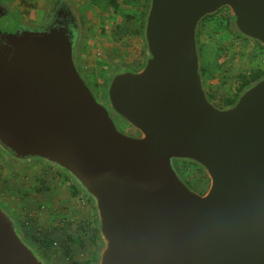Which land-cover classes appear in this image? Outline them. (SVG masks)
Wrapping results in <instances>:
<instances>
[{
	"label": "water",
	"instance_id": "obj_1",
	"mask_svg": "<svg viewBox=\"0 0 264 264\" xmlns=\"http://www.w3.org/2000/svg\"><path fill=\"white\" fill-rule=\"evenodd\" d=\"M47 2L46 24L0 30V151L63 171L88 197L96 264H264V75L216 106L198 40L226 9L234 35L264 50V0H150L144 63L114 74L101 101L79 70V7ZM176 163L203 172L205 194ZM0 264H50L1 207Z\"/></svg>",
	"mask_w": 264,
	"mask_h": 264
},
{
	"label": "rangeland",
	"instance_id": "obj_2",
	"mask_svg": "<svg viewBox=\"0 0 264 264\" xmlns=\"http://www.w3.org/2000/svg\"><path fill=\"white\" fill-rule=\"evenodd\" d=\"M74 1L87 26L79 49V69L93 87L101 89L104 100L103 84L110 72L123 67L124 72L138 70L144 63L138 31L150 0H116V11L107 0ZM0 2L13 6L7 7L9 13L0 20V30L9 33L18 27L20 17L39 22L45 11V0ZM232 23L229 11L223 9L204 20L199 28L204 87L218 107L235 97L243 80L264 73V50L237 38ZM120 130L131 133L123 126ZM176 168L194 191L206 193L209 181L200 169L185 163H176ZM7 197L16 204L19 230L32 245L40 248L45 240L56 242L48 252L51 264H67L63 249L69 237L83 239V248L71 245L74 260L81 264L92 260L96 254L92 238L98 233L95 210L86 195H73L69 179L39 163L15 169L0 151V199Z\"/></svg>",
	"mask_w": 264,
	"mask_h": 264
},
{
	"label": "flooded vegetation",
	"instance_id": "obj_3",
	"mask_svg": "<svg viewBox=\"0 0 264 264\" xmlns=\"http://www.w3.org/2000/svg\"><path fill=\"white\" fill-rule=\"evenodd\" d=\"M58 0H50V2H49V5L51 6V5H53L55 2H57ZM0 4H2V5H4V3L3 2H0ZM9 4L11 5V3L9 2ZM51 10H49V12H48V2H47V0H45V11H44V13H43V17H42V19H41V21H39V22H37V21H32V20H30V19H26V18H23V17H20L21 19H26V20H28V21H30V22H32V23H34V24H37L38 26H42V25H44V24H46V22L49 20V18L51 17V12H50ZM7 12H4V10H3V12L1 11L0 12V18L2 17H4L5 16V14H6ZM49 13H50V15H49ZM1 18V19H2ZM0 19V20H1ZM81 20H82V22H83V20H84V18H83V15L81 14V18H80ZM123 69H124V67L123 68H121V69H116V70H113L112 72H110L111 74H110V76H108L106 79H105V81H104V83L105 84H103V88H105L106 89V87H107V85L109 84V82L111 81V78H112V76L114 75V74H116V73H118V72H121V71H123ZM80 70V69H79ZM80 72H81V70H80ZM82 73V72H81ZM89 83V82H88ZM89 85H90V88L92 89V91L95 93V96H96V98L98 99V100H102L103 99V97H102V92H101V89L99 88V89H97L98 87H93L90 83H89ZM104 94V93H103ZM4 154V153H3ZM5 155V158H6V162H7V164L8 165H10L11 167H14L15 169H20V168H23V167H26V166H29V165H31V164H41V165H46V166H48V167H50L54 172H56V173H59L61 176H63V178H65V179H69L70 180V182H71V184H72V186H75L78 190H79V188H78V186H76V184L63 172V171H61V170H59V169H57V168H55V167H53V166H50V165H48V164H46V163H44V162H42V161H38V160H26V161H19V160H15L14 158H10V156H8V155H6V154H4ZM4 161V160H3ZM175 166H176V164H175ZM183 179V178H182ZM184 181V180H183ZM185 182V181H184ZM187 184V183H186ZM198 193V192H197ZM199 194H201V195H203V194H205V193H199ZM15 206H16V204H14V201H13V199L12 198H1L0 199V207L4 210V211H6V212H8V214L14 219V221L17 223V225H18V229H19V224H18V221H17V219H16V216H15V211H16V209H15ZM20 231V230H19ZM20 233H21V231H20ZM21 235H22V238H23V240L29 245V246H32L33 248H35L34 247V245H32L31 244V242L27 239V237L25 236V235H23L22 233H21ZM36 249V248H35ZM37 250V249H36ZM97 251V249H95V252Z\"/></svg>",
	"mask_w": 264,
	"mask_h": 264
},
{
	"label": "trees",
	"instance_id": "obj_4",
	"mask_svg": "<svg viewBox=\"0 0 264 264\" xmlns=\"http://www.w3.org/2000/svg\"><path fill=\"white\" fill-rule=\"evenodd\" d=\"M109 6L114 10L116 11L118 9V4H117V1L116 0H107ZM147 8V7H146ZM146 12V10H145ZM145 14V13H144ZM144 14H143V17H144ZM216 15V14H215ZM215 15H212V16H209V17H206L204 20H206L207 18H211ZM203 20V21H204ZM202 21V22H203ZM201 22V23H202ZM139 34L142 33V22L140 24V29L138 31ZM201 71H202V75H203V79H204V76H205V72L204 70L201 68ZM264 75V73H257L256 75H253L250 79L248 80H243V84L241 86V88L238 90L237 94L235 95V97L231 100H228L224 103V105L221 107V108H224V107H227V106H232L234 104V102L236 101L238 95L243 91L245 90L248 86L256 83L257 81H259V79ZM209 96V95H208ZM210 97V96H209ZM211 98V97H210ZM212 99V98H211ZM195 167V166H194ZM77 186V185H76ZM72 189H73V195H76V194H82L80 189L78 190L75 186H72ZM96 220V219H95ZM97 222V220H96ZM98 224V223H97ZM28 239V238H27ZM29 240V239H28ZM30 241V240H29ZM97 241H98V233H97V237L95 238H92V242L94 244V248L97 249V251L95 252L96 254L92 255V260L90 262H87V264H96V261H97V257H98V245H97ZM68 242L65 246H64V249H63V254L65 256V259L67 261V264H81V263H78L74 260V257H73V254H72V250H71V245H76L80 248H83V239L82 237H77V238H73V237H69L68 238ZM56 244V242L54 240H45L43 242H41V246L40 248H37L36 246H34L37 251L40 253L42 259L46 262V263H50L51 264V261H50V257H49V251L54 247V245ZM41 248L45 249V251H43ZM93 261V262H92ZM86 264V263H85Z\"/></svg>",
	"mask_w": 264,
	"mask_h": 264
},
{
	"label": "crops",
	"instance_id": "obj_5",
	"mask_svg": "<svg viewBox=\"0 0 264 264\" xmlns=\"http://www.w3.org/2000/svg\"><path fill=\"white\" fill-rule=\"evenodd\" d=\"M30 20H31V19H30ZM32 21H34V19H33Z\"/></svg>",
	"mask_w": 264,
	"mask_h": 264
}]
</instances>
